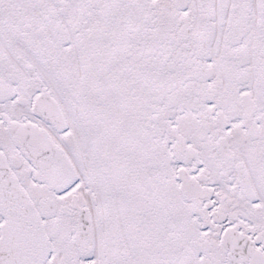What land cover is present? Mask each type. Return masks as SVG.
Masks as SVG:
<instances>
[{
  "label": "snow or ice",
  "instance_id": "obj_1",
  "mask_svg": "<svg viewBox=\"0 0 264 264\" xmlns=\"http://www.w3.org/2000/svg\"><path fill=\"white\" fill-rule=\"evenodd\" d=\"M0 264H264V0H0Z\"/></svg>",
  "mask_w": 264,
  "mask_h": 264
}]
</instances>
